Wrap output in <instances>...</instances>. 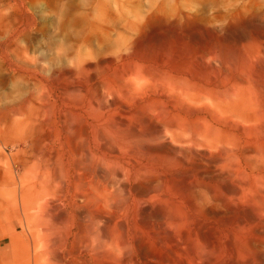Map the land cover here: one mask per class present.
Listing matches in <instances>:
<instances>
[{"label":"rangeland","instance_id":"rangeland-1","mask_svg":"<svg viewBox=\"0 0 264 264\" xmlns=\"http://www.w3.org/2000/svg\"><path fill=\"white\" fill-rule=\"evenodd\" d=\"M0 264H264V0H0Z\"/></svg>","mask_w":264,"mask_h":264},{"label":"bare ground","instance_id":"bare-ground-1","mask_svg":"<svg viewBox=\"0 0 264 264\" xmlns=\"http://www.w3.org/2000/svg\"><path fill=\"white\" fill-rule=\"evenodd\" d=\"M96 177V176H95ZM107 180V179H106ZM104 185V184H103ZM95 212V211H94ZM112 212V211H111ZM118 212V211H117ZM113 214V213H112ZM51 215V214H50ZM108 217V216H107ZM63 219V218H62ZM103 219V218H102ZM108 226V225H107ZM99 228V227H98ZM99 234V236H101V237H103V238H105V234L103 233V232H99L98 233ZM114 236V235H113ZM52 250V249H51Z\"/></svg>","mask_w":264,"mask_h":264}]
</instances>
